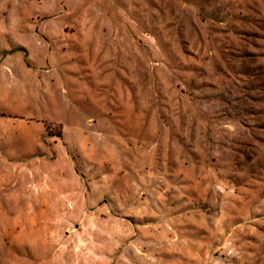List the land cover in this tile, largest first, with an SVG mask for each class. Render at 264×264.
Here are the masks:
<instances>
[{"label":"rangeland","instance_id":"1","mask_svg":"<svg viewBox=\"0 0 264 264\" xmlns=\"http://www.w3.org/2000/svg\"><path fill=\"white\" fill-rule=\"evenodd\" d=\"M0 264H264V0H0Z\"/></svg>","mask_w":264,"mask_h":264}]
</instances>
